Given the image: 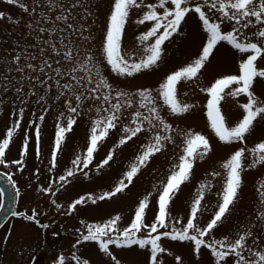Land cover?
Returning <instances> with one entry per match:
<instances>
[{"label":"rangeland","instance_id":"1","mask_svg":"<svg viewBox=\"0 0 264 264\" xmlns=\"http://www.w3.org/2000/svg\"><path fill=\"white\" fill-rule=\"evenodd\" d=\"M31 4V0H27ZM112 0H90L93 15L88 23L91 25L92 35L95 37L88 47H90L96 58L100 59L99 49L101 47L102 34L105 30L106 17L109 14ZM146 3H156L157 0H145ZM203 3V0H193ZM146 9H133L130 11V18L126 22L125 32L122 36V53L130 61H138L142 56V46L136 37L151 27V22L137 25L135 21L139 19ZM210 19H216L218 14L215 10L204 9ZM83 11L77 9V12ZM0 12L4 13V18L0 19V77L7 75L13 81L19 79V74L10 71L8 62L16 52L27 47L29 52H36L37 49L31 47L35 44V33L29 32L25 24L30 22V17L23 13L16 5H9L5 0H0ZM11 16L13 20H20L19 25H15L8 20ZM223 31L231 30L228 23L222 25ZM255 29L245 30V34L252 37ZM206 42V34L203 33L198 14L192 12L188 14L179 31L162 45L164 52L157 65L141 73L134 74L133 77L117 76L106 65L101 64V72L112 85L113 89L134 94L140 88H150L154 97H157L159 84L168 74L187 66L202 51V45ZM252 42H256L253 38ZM241 58H246L238 50L233 49L227 42H220L214 49L209 61L201 71L191 80H181L177 85V99L183 104L187 103L193 107L185 113L173 115L162 101L157 100V107L165 121L172 125V131L167 134L172 137V141L167 142L164 148L149 158L136 176L133 182L122 192L114 197L97 200L95 204L88 200V196L93 198L102 195L106 191L114 190L116 185L123 179L124 173L130 170V166L136 162V157L149 144L152 137L159 128L149 130L145 122L144 130L138 133L130 141L119 145V140L123 136L122 129L131 121L132 113L137 109L139 97H133V107L121 110L120 120L117 127L110 129L107 137L98 142L96 151L93 153L92 162L87 168L83 165L75 170V175L68 177V182L61 185L59 176L64 175L66 170L73 168L72 160L78 155L86 154L91 120L96 118V113L92 102L85 104L82 114L76 117L77 122L72 130L65 133L61 149L58 150L57 166L49 171L51 167L52 149L55 147V125L57 117L61 111L65 112V119L61 121L67 126V112L62 107L63 99H55L56 87L45 92L40 88L37 96L31 95L27 81L21 94L25 102L17 96L15 90L10 88L3 91V84L6 82L0 78V140L7 138V129L16 120L20 121V127L16 129L10 140L9 147L5 150V164L0 165V173L11 177L15 191H19L16 201V212L31 215L33 211L36 218L32 221L25 219H11L0 230V264H59L63 257V264H77L78 258L81 261L87 260L88 264H115L111 256L101 252L95 241H80L81 234H87V224L103 223L108 219L119 216L118 227L122 230L131 223L134 217L135 208L138 202L149 193V208L146 210L147 224H151L158 211V195L154 186H159L166 182L174 165L179 163V157L183 154L184 134L187 132L200 133L204 135L210 143L211 152L203 160H194L193 168L189 179L185 181L179 191L170 202L169 225L175 224L181 228L187 222L190 212V204L195 198L200 184L209 182L212 187L205 194L202 201L204 211L198 214L196 223L201 227L214 214L219 201L218 194L222 192L225 181V172L222 164L230 157L234 151L240 148H252L256 143L264 140V121L255 123L254 129L247 134L246 140L226 144L219 141L208 125L205 115L207 94L201 88L210 86L215 79L225 74H238V64ZM35 61L34 63H38ZM55 66V65H54ZM258 67L264 68V59H258ZM51 74V73H50ZM253 92L260 101H264V78H257L253 84ZM40 95L45 96V101L38 103ZM115 96V92H113ZM115 102V101H113ZM247 102L243 95L235 99L225 97L221 101V110L226 117L228 126H234L242 119L241 103ZM23 108V113L20 109ZM88 108H93L89 112ZM47 109V111H45ZM147 115L145 110H141ZM43 115L45 119L41 121L39 117ZM40 125L39 141L36 136L35 125ZM27 135L28 144L25 148L24 139ZM21 151L25 152L21 158ZM109 152L113 154V159L107 165L100 167L102 161L107 158ZM22 160L18 166L13 161ZM251 161L248 156L247 162ZM219 173L213 176L212 173ZM87 173V175H85ZM242 185L238 191V199L231 207V211L206 239H234L237 232L243 234V229L249 225H254L253 235L247 239V245L253 251L264 250V227L258 219L264 206L261 205L258 192L261 182H264V166L257 165L256 168L245 167L242 174ZM52 185L51 192H42L39 189ZM54 193V194H53ZM81 196L86 202L76 205L69 212V205ZM55 201V203H53ZM60 205V208L56 207ZM175 218V220L172 219ZM178 220L179 223L175 221ZM83 222V223H82ZM47 225V227H44ZM163 232L164 229H159ZM146 234V233H145ZM139 235V234H138ZM155 235V233L153 234ZM253 240L256 243H253ZM161 246L165 249L158 259L162 264H177L176 256H180L184 264H214V257L209 249L201 248L199 256L193 251L191 242L171 241L167 237H161ZM109 251L120 264H148L150 252L140 249L138 246L131 248H116L109 246ZM247 256V253L245 252ZM41 257L37 260V257ZM227 264H235V257L229 256Z\"/></svg>","mask_w":264,"mask_h":264},{"label":"snow or ice","instance_id":"2","mask_svg":"<svg viewBox=\"0 0 264 264\" xmlns=\"http://www.w3.org/2000/svg\"><path fill=\"white\" fill-rule=\"evenodd\" d=\"M9 5H16L23 13L30 17V22L25 24L30 34L35 33V44L31 45L37 51L29 52L27 47L16 52L8 62L10 71L19 74V79L13 81L9 76L2 78L6 81L3 84V91L7 92L13 88L21 102H25L22 97L24 91V81L29 86V92L37 96L40 88L48 92L53 84L56 87L55 99H63L62 107L66 109L67 126L61 122L65 119V112L61 111L57 117L55 125V147L52 149V159L50 161L52 171L57 166L58 150L61 149L65 139V133L72 130L77 122L76 117L82 114L85 104L92 102L96 113V118L91 120V129L86 154L78 155L72 160L73 168L66 170L64 175L59 176L61 185L68 182L67 178L75 175L81 165L87 168L92 162L93 153L96 151L98 142L107 137L109 130L117 127L120 120L121 110L133 107V97H139L135 103L137 109L132 113L131 121L122 129L123 136L119 140V145L125 144L133 137L144 130L145 122L148 129L159 128L142 152L136 157V162L130 166V170L124 173L123 179L119 181L114 190L106 191L102 195L93 198L88 196L93 204L97 200L114 197L122 192L133 182V177L146 165L149 158L160 152L167 142L172 141V137L167 134L172 131V125L167 123L161 116L157 107V100L173 115L188 112L193 105L181 103L177 99V85L181 80H191L197 76L205 63L209 61L214 49L220 42H227L233 49L238 50L246 58H241L238 64V74H225L217 78L206 88H201L207 94L205 115L207 122L219 141L226 144L233 142L243 143L247 134H250L255 123L264 121V101H260L253 92V84L257 78H264V68L258 67V59H264V0H203V3L193 0H157L156 3H146L145 0H112L109 14L106 17L105 30L102 34L101 47L99 49L100 59L98 60L92 49L88 47L94 42L89 18L93 15L90 0H5ZM77 9L83 11L77 12ZM133 9H146L143 15L135 21L137 25L151 22V27L141 32L136 40L142 46V56L138 61H130L122 53V36L125 32L126 22L130 18V11ZM204 9L215 10L218 14L216 19H210ZM198 14L202 31L206 34V42L202 45V51L198 58L187 66L168 74L159 84L157 97H154L150 88H140L134 94L113 89L101 72V64L106 62L107 66L117 76L133 77L136 73L150 69L157 65L162 58L165 41H168L176 34L182 26V22L190 13ZM4 18V13L0 12V19ZM8 20L19 25L20 20H13L11 16ZM228 23L231 30L223 31L222 25ZM255 29L250 38L245 34V30ZM253 38L256 42H252ZM38 63H34L35 61ZM55 65V66H54ZM51 73V74H50ZM115 92V96H113ZM241 95L247 98V102L241 103L239 107L242 111V119L234 126H228L226 117L221 110V101L225 97L233 99ZM45 101V96L40 95L38 103ZM115 101V102H113ZM141 110H145L144 115ZM47 111V109H45ZM93 111V108H88ZM23 113V108L20 109ZM41 121L45 119L43 115L39 117ZM20 127V121L16 120L7 129L6 137L0 140V165L5 164V150L9 147L10 140L14 132ZM36 136L39 141L40 125H35ZM27 135L24 139L27 147ZM183 154L179 157V163L173 166L166 182L159 186H154L158 195V211L151 224L145 222L146 210L149 208V193L138 202L135 208L134 217L131 223L122 230L118 227L119 216H115L103 223L87 224V234H81L80 241H95L101 252L111 256L115 264H120L109 251L110 245L116 248H131L138 246L150 252L148 264H162L158 259L159 255L165 251L161 246V237H167L171 241L191 242L193 251L197 256L201 248L209 249L214 257V264H227L230 255L235 257V264H264V250L253 251L247 245V239L253 235L254 225H249L243 229V234L236 233L234 239H206L212 231L227 218L231 207L238 199V191L241 189V174L245 167L256 168L257 165L264 166V140L256 143L252 148H240L222 164L225 172V181L222 192L218 194L219 201L216 210L206 223L201 227L196 223L198 214L205 210L202 201L205 194L211 189L209 182L200 184L195 198L190 204V212L187 222L181 228L175 224L168 223L170 218V202L179 191L181 185L189 179L193 168L194 160H203L211 152L209 140L200 133L187 132L184 134ZM21 158L25 152L21 151ZM248 156L251 161L247 162ZM113 159V154L109 152L106 159L102 161L100 167L107 165ZM22 160H15L13 163L20 165ZM87 175V173H85ZM213 176L220 175L212 173ZM11 183V177H8ZM13 187L15 185L13 184ZM52 185L39 189L42 192H51ZM260 202L264 206V182H261L259 189ZM54 194V193H53ZM16 195H19L17 190ZM85 197L81 196L69 205V212L76 205L85 203ZM55 203V201H53ZM3 204V193L0 192V205ZM60 208L59 204H56ZM13 216H24L29 221L36 218L33 211L31 215L19 212H12ZM175 220L174 217H172ZM258 219L264 227V211H261ZM179 223L178 220L175 221ZM83 223V222H82ZM44 227H47L45 225ZM159 229H164L159 232ZM146 233V234H145ZM155 233V235H153ZM139 234V235H138ZM255 244L256 241L253 240ZM247 253V256L245 255ZM77 259V264L81 261ZM177 264H184L180 256H176ZM59 264H63V257ZM82 264H88L85 260Z\"/></svg>","mask_w":264,"mask_h":264},{"label":"water","instance_id":"3","mask_svg":"<svg viewBox=\"0 0 264 264\" xmlns=\"http://www.w3.org/2000/svg\"><path fill=\"white\" fill-rule=\"evenodd\" d=\"M0 192L3 193V204L0 205V230L13 216L15 212L16 196L12 184L8 178L0 174Z\"/></svg>","mask_w":264,"mask_h":264},{"label":"flooded vegetation","instance_id":"4","mask_svg":"<svg viewBox=\"0 0 264 264\" xmlns=\"http://www.w3.org/2000/svg\"><path fill=\"white\" fill-rule=\"evenodd\" d=\"M18 218H20V219H24V216H20V217H18ZM40 258H42V256H41V257L38 256L37 259H36V261H37V260H40ZM40 261H41V260H40ZM41 262L43 263L44 261L42 260Z\"/></svg>","mask_w":264,"mask_h":264}]
</instances>
